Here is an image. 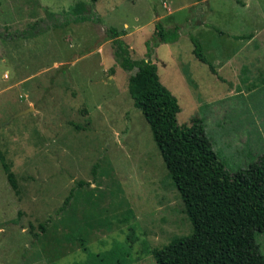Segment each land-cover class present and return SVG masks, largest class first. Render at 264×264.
Here are the masks:
<instances>
[{
  "label": "rangeland",
  "instance_id": "rangeland-1",
  "mask_svg": "<svg viewBox=\"0 0 264 264\" xmlns=\"http://www.w3.org/2000/svg\"><path fill=\"white\" fill-rule=\"evenodd\" d=\"M67 14L92 20L47 28ZM158 23L178 39L161 43ZM111 29L157 65L181 125L203 119L228 172L264 154V0H0V264L106 262L112 250L157 264L154 249L193 232ZM256 244L264 256V232Z\"/></svg>",
  "mask_w": 264,
  "mask_h": 264
},
{
  "label": "trees",
  "instance_id": "trees-1",
  "mask_svg": "<svg viewBox=\"0 0 264 264\" xmlns=\"http://www.w3.org/2000/svg\"><path fill=\"white\" fill-rule=\"evenodd\" d=\"M51 18L55 22L48 29L92 20L89 16L68 14ZM156 31L161 43L178 39L177 28L168 30L158 23ZM110 32L115 38L112 43L117 61L130 73L129 91L134 106L151 127L168 176L178 189L193 225L190 235L176 236L169 244L153 250L157 264H264V256L256 244L257 234L264 232V154L245 170L228 172L206 134L203 119L195 117L190 125H181L179 101L161 82L157 65L150 57L133 60L130 48L118 32L115 29ZM192 43L194 55L210 65L201 42L192 37ZM9 181L17 189L12 173ZM72 195L73 191L66 204ZM41 228L46 229L44 225ZM119 253L120 250L118 254L112 250L108 261L101 258L85 264H128L124 253L122 257Z\"/></svg>",
  "mask_w": 264,
  "mask_h": 264
},
{
  "label": "crops",
  "instance_id": "crops-1",
  "mask_svg": "<svg viewBox=\"0 0 264 264\" xmlns=\"http://www.w3.org/2000/svg\"><path fill=\"white\" fill-rule=\"evenodd\" d=\"M242 39H244L243 37H242ZM245 40V39H244ZM256 39H255V37H248L247 38V41H246V45H249V46H252V45H255L256 44ZM241 52V51H240ZM257 50L255 49V50H253V51H251V54H250V59L251 60H256L257 59V57H259V56H257Z\"/></svg>",
  "mask_w": 264,
  "mask_h": 264
},
{
  "label": "water",
  "instance_id": "water-1",
  "mask_svg": "<svg viewBox=\"0 0 264 264\" xmlns=\"http://www.w3.org/2000/svg\"><path fill=\"white\" fill-rule=\"evenodd\" d=\"M30 109H31V108H30ZM30 109H29V110H30ZM29 110H28V111H29ZM28 111H26V112H28ZM24 113H25V112H24Z\"/></svg>",
  "mask_w": 264,
  "mask_h": 264
}]
</instances>
